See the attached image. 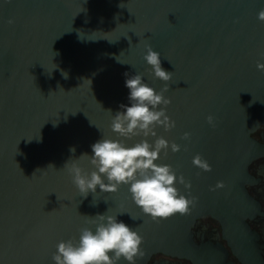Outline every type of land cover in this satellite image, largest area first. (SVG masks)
<instances>
[{"label": "water", "instance_id": "obj_1", "mask_svg": "<svg viewBox=\"0 0 264 264\" xmlns=\"http://www.w3.org/2000/svg\"><path fill=\"white\" fill-rule=\"evenodd\" d=\"M261 9L264 0H0V264H55L56 245L78 241L83 227L94 231L86 220L105 213L143 237L136 264L156 253L209 264L192 236L206 215L221 223L245 264H264L245 221L259 210L245 184L262 150L251 136L264 124ZM147 45L173 73L165 96L176 126L155 131L181 146L175 153L169 146L156 163L190 181V190L175 186L196 198L188 214L158 222L135 204L130 184L114 193L97 186L85 198L64 168L77 160L90 174L89 160L78 158L93 155L100 139L129 147L144 139L120 137L111 123L120 105L131 106L125 73L142 74L157 92L164 86L149 75ZM197 154L210 172L193 165ZM218 182L224 186L212 190Z\"/></svg>", "mask_w": 264, "mask_h": 264}, {"label": "clouds", "instance_id": "obj_2", "mask_svg": "<svg viewBox=\"0 0 264 264\" xmlns=\"http://www.w3.org/2000/svg\"><path fill=\"white\" fill-rule=\"evenodd\" d=\"M257 19L264 22V9L258 12ZM13 23L14 20L10 18L8 24ZM125 38L131 46V38ZM160 55L150 45L146 46L144 60L151 66L149 75L163 81L164 86L157 92L143 82L142 74L129 76L125 73V85L130 90L131 106L120 105L124 110L117 112L111 123L112 131L120 137L142 136L144 139L130 147L120 140L100 139L95 142L91 146L93 155L85 153L78 158L89 160L94 169L90 174L79 166L77 160H68L64 165L73 184L85 198L89 192L96 193L97 186L101 192L114 193L119 190L120 185L130 184L129 192L135 204L157 222L175 213L188 214L196 203L195 197H186L175 186L178 181L190 190L191 182L186 181L183 175L177 177L170 165L156 163L162 151L167 155L169 146L173 153L181 150L179 144H169L162 136L158 137L155 131L157 127L170 131L176 126L175 121L167 115L171 99L165 96L169 91L173 73L162 68ZM256 67L264 72V63L257 62ZM62 75L65 79L68 78L66 72H62ZM161 105L163 107H159ZM207 122L213 128L216 126L212 115L207 117ZM256 128L259 125L252 130ZM190 135L185 132L181 138L190 140ZM150 136L156 137L154 143H149L147 138ZM70 152L75 153V147L70 148ZM192 163L204 172L212 170L211 165L199 154L193 158ZM48 167L55 169L53 165ZM223 186V182H218L212 190ZM86 223L94 226L95 230L92 227H83L79 230L78 241H60L52 256L55 264H119L121 259L128 264H136L137 258L144 256L141 248L143 237L124 222H118L116 216L97 214L95 217H88Z\"/></svg>", "mask_w": 264, "mask_h": 264}, {"label": "flooded vegetation", "instance_id": "obj_3", "mask_svg": "<svg viewBox=\"0 0 264 264\" xmlns=\"http://www.w3.org/2000/svg\"><path fill=\"white\" fill-rule=\"evenodd\" d=\"M251 136L262 146V150L248 166L250 179L245 187L250 197L259 205V210L251 217H247L245 221L253 232L254 242L264 263V124ZM192 236L209 264L210 262L212 264H245L225 238L221 223L212 216L206 215L198 218L192 227ZM147 264L195 263L185 257L156 253L150 257Z\"/></svg>", "mask_w": 264, "mask_h": 264}]
</instances>
